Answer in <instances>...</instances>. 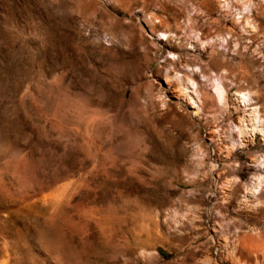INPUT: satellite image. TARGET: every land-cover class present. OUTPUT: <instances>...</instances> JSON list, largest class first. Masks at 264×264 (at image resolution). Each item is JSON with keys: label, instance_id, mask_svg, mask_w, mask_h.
Masks as SVG:
<instances>
[{"label": "rangeland", "instance_id": "374dc122", "mask_svg": "<svg viewBox=\"0 0 264 264\" xmlns=\"http://www.w3.org/2000/svg\"><path fill=\"white\" fill-rule=\"evenodd\" d=\"M211 1L230 38L247 0ZM247 4L264 14V0ZM198 7L0 0V264H264V181L249 192L264 137L239 133L251 110L236 99L249 93L264 124V27L261 53L238 29L218 46L227 108L199 78L195 115L166 83L179 54L165 44L180 32L187 59L207 68L211 48L187 35Z\"/></svg>", "mask_w": 264, "mask_h": 264}, {"label": "bare ground", "instance_id": "6f19581e", "mask_svg": "<svg viewBox=\"0 0 264 264\" xmlns=\"http://www.w3.org/2000/svg\"><path fill=\"white\" fill-rule=\"evenodd\" d=\"M224 1L227 5V7L230 8V6L232 5L231 2L233 0H222ZM241 3L244 2L242 0H240ZM189 2V1H188ZM191 2H198L199 3V7H198V12L194 15L189 17L188 21L186 24H188L187 28L189 33L186 34L189 35L190 38L195 39L194 42V48L197 49V51L205 50L207 49V47L211 48V54H210V62L207 64V68H205L204 66H198V65H194L193 60H189L187 59V57H189V53L187 51H185L184 49H182L181 47V42H183L184 40L182 38L179 37V33L174 32L173 30H169V32H174L176 34V39L178 40L179 44H172L170 41L172 40L170 37L168 38V43L165 44V46H167L172 52L171 53H175L177 52L178 57H177V61H170L168 59L167 64L168 66H174L175 70L179 67V70L176 72V74L174 76H171L170 74L167 73L166 76V83L167 85H171L172 87L170 89H172L171 94L173 95V97H175L181 104H184L185 106H189L190 108H192L194 110L195 115L197 114H202L204 113V106L200 105L201 98L199 96L200 94V87L202 86L199 78H208V81H214V88H215V96L214 99H216L218 101V103H220V105L225 108L226 107V103H227V94L225 89L223 88V86L220 84V78L218 77V72L215 71V69L218 68V65L216 64V61L220 60L218 59L223 52H221L220 50H218V46H222L224 43L226 44V47H228L229 45H231L232 42V38L237 37L238 41L241 39L240 36H238V32L237 29L244 33V34H250L247 37H249L248 39L250 40V44H247L244 46V48L246 50H252L254 49V51H256V53H261L259 45L258 48L257 46H254L253 44L260 39V31L263 29L264 27V14L263 12H255V10L250 9V6L247 3L250 2H254V0H247L246 2L243 3V10L241 11V13H237V20L240 21L238 24L240 25L239 28L233 27V28H228L229 32L227 33L228 36L230 35V38L227 37H223L222 35V31L220 29H218V24L222 21L221 17L220 19L217 20H212V1L211 0H191ZM236 2V1H234ZM261 5V4H260ZM256 6V4H255ZM196 7V6H195ZM232 8V7H231ZM239 10H241L239 8ZM238 10V11H239ZM232 12V11H231ZM224 13V11H223ZM156 16V15H155ZM222 16V15H221ZM225 17V16H224ZM156 19H158V17H155ZM202 18L204 19V22H202L201 24H199L200 20ZM169 19V18H168ZM174 21L176 18H174ZM172 19V20H173ZM258 19H261V22L259 21V23H256V21ZM161 20V19H159ZM164 20V19H163ZM227 20V18H226ZM225 20V21H226ZM153 22V20H152ZM222 23V22H221ZM207 24L211 25V27H208ZM223 24V23H222ZM169 25V24H168ZM167 25V26H168ZM233 25V24H232ZM163 26V25H162ZM161 26H153V29ZM162 28V27H161ZM213 28V29H211ZM156 30V29H155ZM168 32V31H167ZM164 36L167 34L166 32L161 33ZM264 34V31H263ZM193 35V36H191ZM262 35V34H261ZM263 37V35H262ZM245 38V37H244ZM183 40V41H182ZM194 41V40H193ZM142 42V40H141ZM145 42V41H144ZM235 43V45L238 44L237 39L236 42L233 41ZM259 43V42H258ZM241 44V43H240ZM257 45V44H256ZM263 46V45H262ZM237 47V46H236ZM263 50V49H262ZM240 54V53H239ZM224 56V55H223ZM264 57V55H263ZM199 58V57H198ZM201 60V59H199ZM222 65V64H221ZM218 70V69H217ZM169 72V71H168ZM213 73L215 74V76H212ZM211 75V76H210ZM209 76V77H208ZM200 89V90H199ZM214 94V93H213ZM239 94V95H238ZM203 96V95H202ZM236 98V97H235ZM237 100H241V102L243 103V106L247 105L249 106L251 112H250V120L249 123L247 122L246 124H244V122L242 123V125L238 126L237 128L239 129V133L241 135H243L245 132L248 133L247 131L249 130L250 133H253V135H255L256 133L262 135L264 137V124L262 122V118H260V111H259V107L256 105V103L254 102V100L251 98V96L249 95V93H237ZM235 100V99H234ZM214 101V100H213ZM202 102V101H201ZM213 103V102H212ZM215 106V105H214ZM239 107V106H238ZM227 108V107H226ZM236 108V107H235ZM237 109V108H236ZM226 110V109H225ZM217 111V110H216ZM216 113V112H215ZM249 114V113H248ZM247 115V114H246ZM93 116V115H92ZM217 116V115H216ZM213 117H215V115H213ZM89 118V117H88ZM91 118V117H90ZM247 119V118H246ZM247 121V120H246ZM89 121H87L88 123ZM240 122V121H239ZM94 123V122H93ZM96 123V122H95ZM96 125V124H95ZM88 126V124H87ZM91 126V125H90ZM89 126V127H90ZM95 134V133H94ZM83 135V134H82ZM91 135V134H90ZM96 135V134H95ZM84 136V135H83ZM97 136V135H96ZM256 136V135H255ZM89 138V137H88ZM101 138V137H100ZM98 138V139H100ZM82 139V138H81ZM85 139V138H84ZM96 139V138H95ZM243 139V138H242ZM253 140V139H252ZM77 141V140H76ZM103 141V140H102ZM101 141V143H102ZM87 142V141H86ZM94 142V141H93ZM107 142V141H106ZM103 142V143H106ZM113 142V141H112ZM102 143V144H103ZM113 144V143H112ZM97 145V144H96ZM95 145V146H96ZM75 146V145H73ZM79 147V146H78ZM90 147L92 148V146H89L86 148L89 150V154L88 155H95V157H97L99 159V163H101V156L102 154L100 152H98V149L93 150L90 149ZM103 147V146H102ZM98 148V147H97ZM112 148V147H111ZM77 149V147H76ZM80 149V148H79ZM78 151V150H77ZM75 152V151H74ZM88 151L86 150V153ZM80 153V151L78 152ZM85 153V154H86ZM115 153V152H114ZM118 153V152H117ZM113 154V153H112ZM110 155V154H109ZM81 156V155H80ZM104 156V155H103ZM115 156V155H114ZM113 156V158L115 159V157ZM118 156V155H117ZM119 157V156H118ZM103 158V157H102ZM57 159V158H56ZM110 159V158H109ZM258 159V158H257ZM121 160V159H120ZM41 161V160H40ZM49 161V159H48ZM51 161H53L51 159ZM95 161V160H94ZM97 161V160H96ZM117 161V160H116ZM119 161V160H118ZM254 161V160H253ZM42 162V161H41ZM58 162V161H57ZM56 162V163H57ZM106 162V161H105ZM80 163V161H79ZM97 163V162H96ZM104 163V162H103ZM103 163H101L103 165ZM51 164V163H50ZM78 164V163H77ZM120 164V163H119ZM260 165L258 166V168L261 166L263 171L259 174V176L256 178V180L254 182H251V196H255L256 193H258L259 189L262 186V183L264 181V157L262 158V160L259 163ZM34 165V164H33ZM32 165V166H33ZM43 165V164H42ZM57 165V164H56ZM61 165V164H60ZM66 165V164H65ZM96 165V164H95ZM94 165V166H95ZM106 165V164H105ZM115 165V164H114ZM30 166V164H29ZM35 166V165H34ZM33 166V167H34ZM83 166V165H82ZM81 166V167H82ZM90 166V165H89ZM108 166V165H107ZM113 166V165H112ZM120 166V165H119ZM40 167V166H39ZM114 167V166H113ZM32 168V167H31ZM37 168V167H36ZM96 168V167H95ZM117 168V167H116ZM40 169V168H39ZM54 169V168H53ZM66 169V168H65ZM36 170V169H35ZM42 170V168H41ZM46 170V169H45ZM92 170V169H89ZM104 171H106L103 168ZM117 170V169H116ZM259 170V169H258ZM24 171V170H23ZM27 171V170H26ZM47 171V170H46ZM57 170H55L56 172ZM100 171V170H99ZM109 171V170H108ZM115 171V170H114ZM21 172V171H20ZM33 174V171H31ZM43 172V171H41ZM50 172V171H49ZM95 172V171H94ZM110 172V171H109ZM108 172V173H109ZM19 173V172H18ZM25 173V172H24ZM30 173V172H29ZM60 173V172H59ZM105 173V172H104ZM103 173V174H104ZM259 173V172H258ZM21 174V173H20ZM63 174V173H62ZM107 174V172H106ZM109 175V174H107ZM20 176V175H19ZM59 176V175H58ZM24 177V176H23ZM45 177V176H44ZM55 177V176H54ZM62 177V176H61ZM21 178V177H20ZM41 178V177H40ZM59 179V178H57ZM92 179V178H91ZM22 181V179H20ZM35 181V180H34ZM38 181V180H37ZM26 182V180H25ZM120 182V181H119ZM26 184V183H25ZM33 184V183H32ZM30 185V184H29ZM28 185V186H29ZM21 186V185H20ZM43 186V185H42ZM41 186V187H42ZM20 188V187H19ZM40 188V187H39ZM26 189V188H25ZM44 190V189H43ZM42 190V191H43ZM23 191V190H22ZM21 191V192H22ZM122 194V193H121ZM64 195V194H63ZM55 196V195H54ZM250 196V195H249ZM29 197V196H28ZM62 197V196H61ZM60 197V198H61ZM23 198V197H22ZM32 198V197H31ZM65 198V197H64ZM45 199V198H44ZM36 200V199H35ZM34 200V201H35ZM56 201V200H55ZM59 201H57L58 203ZM67 202V201H66ZM120 202V201H119ZM49 203H52L51 201ZM61 202H59L60 204ZM28 204V203H26ZM58 204V205H59ZM29 205V204H28ZM66 205V204H65ZM31 207V206H30ZM56 209V208H54ZM118 210V209H117ZM121 211V210H120ZM119 212V210L117 211ZM120 213V212H119ZM64 215V214H62ZM118 215V214H117ZM120 218V216H119ZM122 218V217H121ZM107 220V219H106ZM96 222V221H95ZM107 223V222H106ZM105 225V223H104ZM122 225H120L121 227ZM112 229V228H111ZM123 232V231H122ZM112 241V240H110Z\"/></svg>", "mask_w": 264, "mask_h": 264}]
</instances>
